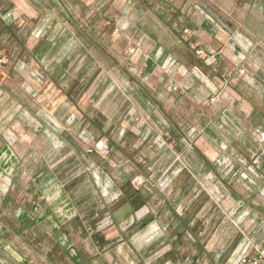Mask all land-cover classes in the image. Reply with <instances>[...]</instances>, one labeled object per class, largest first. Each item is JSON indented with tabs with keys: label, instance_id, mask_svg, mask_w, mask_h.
I'll list each match as a JSON object with an SVG mask.
<instances>
[{
	"label": "crops",
	"instance_id": "crops-1",
	"mask_svg": "<svg viewBox=\"0 0 264 264\" xmlns=\"http://www.w3.org/2000/svg\"><path fill=\"white\" fill-rule=\"evenodd\" d=\"M216 175L264 223V0H0V264H195Z\"/></svg>",
	"mask_w": 264,
	"mask_h": 264
},
{
	"label": "rangeland",
	"instance_id": "rangeland-1",
	"mask_svg": "<svg viewBox=\"0 0 264 264\" xmlns=\"http://www.w3.org/2000/svg\"><path fill=\"white\" fill-rule=\"evenodd\" d=\"M92 147L95 148L94 146ZM224 181L225 180H221V177L219 175L213 176L211 182L213 190L207 191V193L205 192L198 193L197 197L199 196L200 200L203 202L201 204L197 202L196 207L191 208L192 214L195 217L194 219L198 221L194 223L193 226L191 225L190 227L193 231L192 236L195 239V244H192V247L188 249L185 248L186 250L184 251H188L185 252L186 254L189 253L192 254L194 252V262H196L195 264H239L240 258L244 255V253L240 251L242 247L236 251H234L233 249L235 248V243L239 238V237L237 238V236L241 235L240 234L241 227H242V231L245 234L246 233L250 234V236L252 235L253 230L257 232L256 231L257 229L258 232L260 233L263 232L264 230V223H262L263 221L257 222L255 220V222H253V213L252 214L247 213L248 210L250 211L253 210L251 206L248 207V202L252 201V193H250V191L243 189V186L241 184H236V182L227 184L224 183ZM225 187L227 191H225ZM211 196L214 203L212 204L213 206L210 207V209L208 208L207 210L210 212V215L211 213L213 214L212 224L208 223L210 221V215L206 217V221H204L203 218V214L206 212V209L204 207L206 204L210 203ZM256 196H258L260 200L262 199L264 200V188H262L261 192L258 193V195ZM223 204L226 205L224 208H223ZM262 210H264V208ZM242 215L246 216L245 222L242 223L241 225L240 224L238 225L236 223L237 219H239V217ZM206 222L208 224H206ZM175 223L177 224L176 231L185 230L184 227L181 226L179 223L177 222ZM186 223L187 222L182 219L181 224H186ZM211 228L214 229L212 231V234H210ZM222 228H228L229 229L228 233L226 234V229H225V231H223V233L220 234ZM216 231H219L217 236L215 234ZM206 232L209 233L208 236H206L205 234ZM215 236L217 238H215L216 240H213V237ZM180 241L184 242V244L188 242L184 239ZM178 242H179L178 239L176 241L175 239L168 240V243L172 247L173 244L177 245ZM241 242H243L244 248H246L248 244H250L248 243L249 241L247 237L243 241L239 240V244ZM224 244L227 245L225 248H224ZM173 248L174 249L169 250V253L170 254L175 253V255L179 256L178 258H180L182 245L177 247L174 246ZM170 254H166V255H170ZM169 260L173 262L172 255L166 257L167 263L171 262Z\"/></svg>",
	"mask_w": 264,
	"mask_h": 264
},
{
	"label": "built area",
	"instance_id": "built-area-1",
	"mask_svg": "<svg viewBox=\"0 0 264 264\" xmlns=\"http://www.w3.org/2000/svg\"><path fill=\"white\" fill-rule=\"evenodd\" d=\"M139 45L140 44H137L136 47H138ZM136 47L132 50V53L135 52ZM196 54L198 56H202L203 58H205V60L210 64H213L218 61V57L216 56L206 57L202 51H196ZM167 71L171 72V67H168ZM242 73L244 72L242 71ZM173 90H177V88L174 87ZM239 264H264V241L258 248L254 250L252 254L250 253L244 254L240 258Z\"/></svg>",
	"mask_w": 264,
	"mask_h": 264
}]
</instances>
